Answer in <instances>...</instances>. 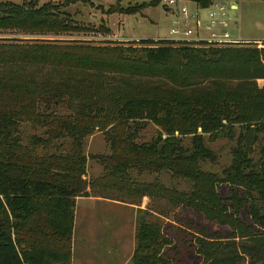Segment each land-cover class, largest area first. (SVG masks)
Wrapping results in <instances>:
<instances>
[{
	"label": "rangeland",
	"instance_id": "rangeland-1",
	"mask_svg": "<svg viewBox=\"0 0 264 264\" xmlns=\"http://www.w3.org/2000/svg\"><path fill=\"white\" fill-rule=\"evenodd\" d=\"M11 1L17 4L22 3V0ZM165 1L162 0L157 7L150 5L151 0L72 2L65 8L71 18L67 19L71 20L72 25L80 27V31L60 36L51 35L44 39L91 45H99L105 41L170 40L172 23L176 17L169 13ZM49 2L63 4L66 0H40L39 6ZM235 3L238 6L236 9L232 7L234 2L220 0V4L226 6L224 21L228 24L223 29L230 33L233 40L239 39L225 46L233 49L243 47L262 50L264 48V0H236ZM184 4L190 11L198 9L202 21L207 20L209 13L215 11L212 7L201 9L193 2L184 1ZM120 9L129 10L131 13L129 15L108 13ZM189 28L193 31L192 38L208 36L205 27H202L197 35L193 21ZM1 37H15L23 43L30 39L29 35H15V33L2 34ZM190 42L197 45V42ZM178 62L181 60L177 59L175 65ZM237 62L236 59L231 60L230 64L233 67L237 65ZM260 63L264 67V61ZM6 68L8 67H0L1 77L10 74L1 73ZM155 69L158 72L149 73L150 69L147 68L149 72L126 69L130 73H97L80 69L74 73H64L51 67L25 66L19 70L22 80L25 83L35 82L39 86L45 83L42 90L38 91L34 98H28V94L14 95L0 92V109L12 111L22 120L20 129L24 145L30 144L34 139L43 141L50 139L51 146L60 144L65 147L63 153L71 151L73 144H76L74 138L67 134L64 125L71 122L73 109L76 110L77 104L81 103L85 96L96 95L97 98L102 96L106 111L101 126L97 125L94 131L84 139L86 175L83 177V187L89 196L76 198L77 207L72 237L70 239L51 237L47 226L50 225L48 218L53 214V203L46 200L37 202L36 217L27 226V229L33 231H30V234L22 231L20 235L36 248L45 247L56 252L63 250L71 253L69 263L54 262L53 264H118L117 262L121 259L123 263L120 262V264H126L128 257H132L136 248L137 214L141 208L146 209L150 214L149 221L161 224L166 229V234L176 243V249L169 253L171 258H175L174 264H210L213 260L218 261L216 264L221 262L223 264H264V240L254 242L257 240L248 237L245 232L241 233L238 228L241 223L245 224L250 231L256 228L246 213L230 216L211 212L208 217L205 216L204 212L196 210L197 203L189 205L184 200L185 196L193 190L192 182L176 178L169 171L141 173L139 169L130 166L127 172L129 178H119L105 171L102 163L109 164L123 159L124 156L127 159L131 157L127 155L130 143L152 144L158 142L160 137L162 140L168 137L162 129L148 119L134 122L117 119V99L121 97L149 96L166 99L172 98L176 91L182 90L173 76L167 77L168 75L164 74L163 68ZM257 73L262 72L258 70ZM208 80H198V83L194 82V86H198L197 89L207 87L205 91L215 94L211 99L219 103L221 111L229 112L232 122L228 123L224 120L218 130L203 134L204 144L216 155V161L201 162L200 167L204 172L224 179V172L232 167L240 149L245 150L254 163L262 161L264 76L260 74L254 77L236 73L232 76H220ZM214 80L217 86L212 85L211 82ZM47 90L49 93L46 92ZM231 91L236 95H242L229 96L228 93ZM248 91L253 97L245 96L250 94ZM196 93L197 91L194 94ZM201 112V108L192 111L195 115ZM241 113L250 121H243L242 117L237 120L236 116ZM62 122L64 125L60 126ZM170 126L174 129V136L182 140L185 148H191L193 139L202 134L199 126H190L189 132L181 134L180 130L184 131L187 125L180 120H176ZM60 132L62 136L61 134L58 136L57 133ZM113 140L116 142L115 149H112ZM38 177L47 178L43 175ZM54 181L57 179L54 178ZM219 183H216L215 192L222 199L230 201L231 183ZM237 190L239 189L235 190L236 193H238ZM239 191L240 195L244 194L243 190ZM80 199H94L104 203L119 202L125 204L126 208L114 210L118 213V218L106 216L107 219L104 217L106 212L110 211L109 209H106V212L97 210L104 217L89 223L87 219L82 218L80 212L81 218L77 220ZM132 209L136 212L134 220V213L130 216ZM122 214L129 216L125 218ZM111 215H114L113 212ZM232 221H237V224ZM37 230H42V233ZM200 239L207 243L202 250ZM205 253L209 255V261L205 260Z\"/></svg>",
	"mask_w": 264,
	"mask_h": 264
},
{
	"label": "trees",
	"instance_id": "trees-1",
	"mask_svg": "<svg viewBox=\"0 0 264 264\" xmlns=\"http://www.w3.org/2000/svg\"><path fill=\"white\" fill-rule=\"evenodd\" d=\"M77 1L81 0H66L63 4L49 2L40 7V0H22L21 4L0 0V35L15 33L30 37L26 43L15 37L0 38V67H8L1 73H10L0 76V92L28 94V98H34L42 90L45 83L39 86L35 82L25 83L22 80L19 70L25 66L51 67L64 73H74L80 69L97 73L129 72L126 69L149 72L147 68L150 69L149 73H155L158 72L155 68H163L164 74L167 77L173 76L182 90L166 99L121 97L117 99V119L133 122L148 119L168 137L164 140L160 137L158 142L152 144L130 143L127 155L131 157L127 159L124 156L117 162L102 163L105 171L119 178H129L127 172L130 166L139 169L141 173L169 171L176 178L192 182L193 190L184 200L189 205L197 203V211L204 212L207 217L211 212L230 216L246 213L256 228L250 231L241 223L238 227L241 233L245 232L248 237L257 240L254 242L263 241L264 148L262 161L257 164L249 159L245 150L240 149L232 167L224 172V179L204 172L200 163L215 162L216 155L206 148L203 134L218 130L223 125L222 121L227 120L229 123L232 118L229 112L221 111L217 101L211 99L215 94L205 91L207 87L197 89L194 82L236 73L264 76V67L260 63L264 61V48L233 49L207 41L194 42L195 45L167 39L105 41L99 45L44 39L51 35L80 31V27L72 25L71 20H68L71 18L65 11L68 5ZM161 1L151 0L150 5L157 7ZM181 1L193 2L201 9H208L219 0ZM108 13L129 15L131 12L120 9ZM177 59L181 62L175 65ZM235 59L237 65L232 67L230 62ZM258 70L262 73H257ZM215 81L211 83L217 86ZM46 92L49 93L48 90ZM231 92L229 96L242 95ZM248 93L245 96L253 97L251 92ZM85 97L77 104L76 110L73 109L71 122L60 124L64 125L67 134L76 143L67 153L62 152L65 147L60 144L51 146L50 139H34L24 145L20 129L22 120L12 111L0 109V264L69 263L71 253L63 250L56 252L45 247L36 248L20 233L26 231L30 234L33 231L27 229V226L36 217L37 202L46 200L53 203V214L48 218L50 225L47 226L51 237L70 239L73 235L76 198L89 196L83 187V177L86 175L84 139L97 125L101 126L106 113L102 96ZM198 108L202 112L199 115L193 114L192 111ZM243 116L241 113L236 119L242 117L243 121H250ZM176 120L187 125L184 131L180 130L181 134L189 132L190 126L202 129V134L193 139L191 148H185L182 140L174 136V129L170 125ZM57 134L62 136L61 132ZM115 143L113 140L112 149L116 148ZM53 150L55 152H50ZM39 175L47 178H39ZM217 182L231 183L230 201L222 199L215 192ZM236 189L243 190L244 194L240 195L239 190L236 193ZM149 219L148 211H139L136 248L128 264H174L175 258H171L169 253L176 249V243L166 234L161 224L150 222ZM232 222L237 224V221ZM37 231L42 233V230ZM199 242L201 250L206 247V241L200 239ZM205 260H210L207 253ZM217 262L213 260L210 264Z\"/></svg>",
	"mask_w": 264,
	"mask_h": 264
},
{
	"label": "built area",
	"instance_id": "built-area-1",
	"mask_svg": "<svg viewBox=\"0 0 264 264\" xmlns=\"http://www.w3.org/2000/svg\"><path fill=\"white\" fill-rule=\"evenodd\" d=\"M234 2V7H238L235 3L236 0H227ZM166 7L171 15L175 16V20L172 23V29L170 31V40L174 41H207L210 43L226 45L232 41H239V39H232L229 32L223 28L228 26L227 22L224 21L226 17L225 11L226 6L220 4V0L214 2L211 7L215 8V11L210 12L207 20L202 21L200 19V13L198 9L190 11L181 0H166ZM232 5V6H233ZM195 22L196 34L199 35V30L205 27L208 36L207 38H192L193 31L190 30L189 26L191 22Z\"/></svg>",
	"mask_w": 264,
	"mask_h": 264
},
{
	"label": "crops",
	"instance_id": "crops-1",
	"mask_svg": "<svg viewBox=\"0 0 264 264\" xmlns=\"http://www.w3.org/2000/svg\"><path fill=\"white\" fill-rule=\"evenodd\" d=\"M232 7L234 8V5ZM80 200L81 201H78L77 220L79 217L81 218V216H79V212H80L82 215V218L87 219V221L89 223H91L92 220H94V219H100V218L104 217L102 215V213H100V212L98 213L97 210H99V211L102 210L103 212H106V209H109L110 211H107L106 215L104 217V219H107L108 216H109V218H111L113 216L115 218H118L119 215H118V213H115L114 210H120V209L124 210L126 208V206H124L125 204L123 205L122 203H119V202L114 203V202L110 201V202L104 203L102 201H98V200H94V199H86V200L80 199ZM139 211H146V209L140 208ZM139 211H138L137 216L139 215ZM111 212H113L114 215H111ZM132 213H134L133 214V220H134L135 216H136V212H134V209L131 210L130 216L132 215ZM122 215H124V214H122ZM124 216L126 218L129 215H124ZM117 258H119V257H117ZM120 258H122V257H120ZM131 258L132 257H128L126 264H128L130 262ZM121 260L118 261L117 263L120 264ZM121 263H123V262H121ZM107 264H109V263H107Z\"/></svg>",
	"mask_w": 264,
	"mask_h": 264
},
{
	"label": "water",
	"instance_id": "water-1",
	"mask_svg": "<svg viewBox=\"0 0 264 264\" xmlns=\"http://www.w3.org/2000/svg\"><path fill=\"white\" fill-rule=\"evenodd\" d=\"M234 9H236V7H234Z\"/></svg>",
	"mask_w": 264,
	"mask_h": 264
}]
</instances>
